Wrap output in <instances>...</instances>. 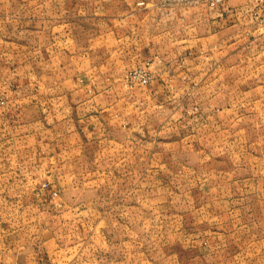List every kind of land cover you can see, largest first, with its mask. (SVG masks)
<instances>
[{"label":"crops","instance_id":"obj_1","mask_svg":"<svg viewBox=\"0 0 264 264\" xmlns=\"http://www.w3.org/2000/svg\"><path fill=\"white\" fill-rule=\"evenodd\" d=\"M15 1L28 22L11 32L37 41L8 44L42 52L33 72L0 78L2 255L23 264H87L104 218L93 217L99 204L82 195L121 194L123 201L102 208L130 209L129 175L115 168L132 156L161 162L162 146L184 145L226 154L243 138L238 132L250 131V159H264L256 0L186 8L180 3L193 0ZM137 68L150 75L147 85L127 83ZM99 177L115 184L100 185ZM134 192L147 201L148 187Z\"/></svg>","mask_w":264,"mask_h":264},{"label":"rangeland","instance_id":"obj_2","mask_svg":"<svg viewBox=\"0 0 264 264\" xmlns=\"http://www.w3.org/2000/svg\"><path fill=\"white\" fill-rule=\"evenodd\" d=\"M204 3L211 6V0L180 5L186 8ZM21 4L0 0V78L5 82L33 72L42 52L18 50L8 44L12 39L21 43L37 36L11 32V27L24 29L28 22L26 12L18 9ZM11 6H15L13 12ZM184 25L182 22L180 27ZM249 132H238L242 140L238 139V147H227L226 154L210 153L205 147L162 146L161 162L151 156L140 161L132 156L130 162L116 166V175L124 171L129 175L131 193L124 201L130 209L102 208L105 202L123 201L121 194L104 190L82 195L88 203L92 196L99 204L93 217L104 218L95 226L99 242H94L93 253L88 247L87 264H264V159H250L254 147L249 144ZM85 168L91 170L90 160L84 163ZM99 178L100 185L115 184L112 178ZM158 183L163 186H154ZM145 186L148 193L143 203L134 189L142 191ZM155 188L161 192L151 191ZM14 257L0 253V264H23L21 258Z\"/></svg>","mask_w":264,"mask_h":264},{"label":"built area","instance_id":"obj_3","mask_svg":"<svg viewBox=\"0 0 264 264\" xmlns=\"http://www.w3.org/2000/svg\"><path fill=\"white\" fill-rule=\"evenodd\" d=\"M224 0H212L211 5L221 3ZM255 24L258 28L264 32V0H256V7H255ZM127 83L132 86L134 84L145 86L151 80L150 75L148 74L147 70L142 68H137L134 70L129 71L125 77ZM53 196H57V193H53Z\"/></svg>","mask_w":264,"mask_h":264}]
</instances>
